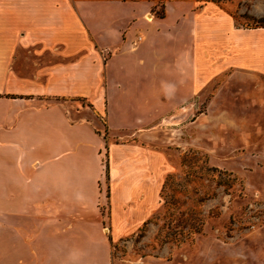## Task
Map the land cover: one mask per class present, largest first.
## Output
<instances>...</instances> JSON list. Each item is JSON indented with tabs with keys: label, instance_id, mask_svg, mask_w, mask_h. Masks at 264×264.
I'll list each match as a JSON object with an SVG mask.
<instances>
[{
	"label": "crops",
	"instance_id": "obj_1",
	"mask_svg": "<svg viewBox=\"0 0 264 264\" xmlns=\"http://www.w3.org/2000/svg\"><path fill=\"white\" fill-rule=\"evenodd\" d=\"M230 1L0 0V221L30 231L0 233V264H113L159 186L142 136L216 75L264 74Z\"/></svg>",
	"mask_w": 264,
	"mask_h": 264
},
{
	"label": "rangeland",
	"instance_id": "obj_2",
	"mask_svg": "<svg viewBox=\"0 0 264 264\" xmlns=\"http://www.w3.org/2000/svg\"><path fill=\"white\" fill-rule=\"evenodd\" d=\"M224 6L237 26L264 16V0ZM191 103L142 136L161 154L159 186L150 216L112 243L113 264H264V74H218ZM43 220L33 227L62 232V221L44 230ZM28 229L0 221V233Z\"/></svg>",
	"mask_w": 264,
	"mask_h": 264
},
{
	"label": "trees",
	"instance_id": "obj_3",
	"mask_svg": "<svg viewBox=\"0 0 264 264\" xmlns=\"http://www.w3.org/2000/svg\"><path fill=\"white\" fill-rule=\"evenodd\" d=\"M254 22L256 24H258V25H255V26L264 27V16L258 17L257 19L254 20Z\"/></svg>",
	"mask_w": 264,
	"mask_h": 264
}]
</instances>
